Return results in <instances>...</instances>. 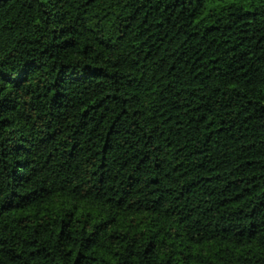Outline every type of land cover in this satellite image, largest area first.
Listing matches in <instances>:
<instances>
[{
	"label": "trees",
	"instance_id": "obj_1",
	"mask_svg": "<svg viewBox=\"0 0 264 264\" xmlns=\"http://www.w3.org/2000/svg\"><path fill=\"white\" fill-rule=\"evenodd\" d=\"M0 264H264V0H0Z\"/></svg>",
	"mask_w": 264,
	"mask_h": 264
}]
</instances>
